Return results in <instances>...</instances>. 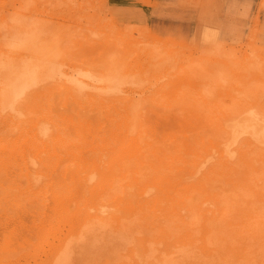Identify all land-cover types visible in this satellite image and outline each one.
Here are the masks:
<instances>
[{
	"label": "rangeland",
	"instance_id": "374dc122",
	"mask_svg": "<svg viewBox=\"0 0 264 264\" xmlns=\"http://www.w3.org/2000/svg\"><path fill=\"white\" fill-rule=\"evenodd\" d=\"M16 22L46 27L48 41L55 42L56 59H63L61 68L69 74L91 71L105 78L108 67L118 66L121 70L110 92L66 96L62 88L53 90L47 85L44 89L49 93L47 97L38 94L43 98L37 101V107L26 103L31 109L30 123H11L7 127L0 120V264H49L50 251L70 231L78 236L69 237L67 259L63 261L65 254L59 264H132L137 259L135 251L142 245L146 255L138 264H264V247L263 252L257 250L258 254H252L254 257L248 261L237 260L234 252L237 247H241L239 255L257 248L253 239L248 241L251 231H246L252 225L259 226L254 219L239 228L229 226L234 231H246L248 236L241 233L246 235L244 240L218 242L214 237L222 235L221 227L209 224L199 214L201 195L182 190L201 178L199 172L187 177L186 168L215 155L213 147H223L233 140L232 128L222 118L249 107L253 99H246L244 94L252 88L261 91L264 98V0H0V46L5 43L6 28ZM195 31V37L200 33L201 37L194 38ZM15 40L8 37L6 43ZM66 115L73 118L72 122L87 124L89 150L98 146L90 140L103 141L111 123L132 117L143 131L140 163L130 162L117 169L105 152L95 151L71 161L70 154L58 152V147L50 143L55 155L43 160L41 176L32 185L22 184L18 170L13 173L10 168H3L9 165L13 127L29 131L31 122L36 124L38 119L52 117L53 130L60 132L62 142L66 138L77 139L79 134L75 136L67 126ZM38 147L44 149L45 144L38 143ZM254 152L263 153L264 144ZM213 160L209 158L201 169L212 166ZM94 162H98L101 171L83 186L77 185L83 167ZM16 163L20 164L19 158ZM236 163L240 164L230 159L227 165L238 168V174L250 168L246 164L238 167ZM120 171L126 173L122 176ZM163 174L168 176H164L165 184L157 181ZM253 177L255 174L250 173L249 183L253 184ZM133 178L138 182L136 197L132 188L123 187ZM220 179L216 177L208 185H216L207 187L208 194L219 192V197L225 198L221 203L226 210L224 217L239 223L241 215L230 217L240 202L236 188L230 187H239L242 182L236 179L231 185H224L222 179L218 186ZM176 181L178 185H174ZM108 182L115 183L118 189L112 195L115 198L106 196L101 188ZM170 184L173 187L159 196L158 188ZM186 194L193 200L188 201L190 211L178 208L169 217L174 199ZM247 196L243 194L244 198ZM249 197L247 200L254 199ZM195 200L198 203L194 205ZM102 204L107 207L99 217H119L116 232L112 220L89 227L92 222L85 217L92 216ZM252 204L249 209L255 210L260 222L264 219V202ZM210 206L202 203V207ZM230 207L233 212L227 213ZM238 207L248 209L244 202ZM162 232H167V237H162ZM201 239L207 240L208 248L219 249L211 256L204 255L199 249Z\"/></svg>",
	"mask_w": 264,
	"mask_h": 264
},
{
	"label": "bare ground",
	"instance_id": "6f19581e",
	"mask_svg": "<svg viewBox=\"0 0 264 264\" xmlns=\"http://www.w3.org/2000/svg\"><path fill=\"white\" fill-rule=\"evenodd\" d=\"M214 31L215 30H213V32ZM195 33L196 31L194 32V38L197 37V36L195 37L196 35ZM5 34H6L5 36L6 39L8 37L10 38L15 37L16 39L13 43L11 42L6 43V39H5L4 40L5 43H1L4 45L0 46V120L4 121L3 123H5L7 127H10L11 123L14 126L17 125V123L22 125L23 124L22 122H27V121L30 123V120L32 118L30 116L31 109L28 107L26 103L27 102L28 104L30 103L32 107L33 106L37 107L39 105L37 101H39L43 97H47L49 93L46 92V90L44 89L45 86L51 85L53 90L62 88L61 91H63V93L66 96L68 95L95 96L99 91L110 92L114 87L113 85L114 80L116 77H118L119 75L118 73L121 70V68L118 66L115 67L110 66L106 70L105 78L91 71H86L82 74H78L74 76L72 74H69L65 69L61 68V66L63 65V59H56L55 55H57L58 52L53 51L55 49V42L48 41L49 38L47 36L46 27L43 29L41 25L40 26L35 25L32 27V26H28L27 24H20L19 22H16L13 24L11 23L6 28ZM201 35L202 34L200 33V36L198 37H201ZM213 37H210V39L211 38L214 39ZM153 54L155 53L153 52ZM258 62L261 63V60ZM263 89L264 87L261 90ZM257 90H253L252 88L248 93L244 94L246 99L248 100L253 99V102H251L249 107L246 108L244 107L243 109L236 110V112H234L231 116H227V119L225 117L222 118V120L225 121V123H228L226 124V126L232 128L231 135L233 140H231L229 144H226L223 147H217V148L213 147L214 149L213 151L215 152V155L210 154L209 156V158L214 159L213 160L214 163L212 166H207L205 169H201L205 161L209 160V158H205L203 161L200 162L197 161L194 166L191 165L190 167L186 168L184 171V175H186L189 178H192L196 175V173L199 172V177L201 176V178L198 180L196 179V181H194L195 184L191 183L182 189L185 191V193H189L193 190L197 194L201 195L202 201L199 204L200 205L198 209L199 214L202 216V219L204 221H208L209 224L216 223L221 227L222 235L219 236L221 233L217 236L215 234L216 237H214L217 238L218 242H222V243L227 242V240H230V238L237 239V241L240 238L244 240L247 235L246 231H251V234L249 236L247 235L249 237V240L248 239L247 240L249 242H252L251 239H253V243L256 244L257 248L253 250H251L252 249L251 248L249 249L251 251L249 250L248 252L245 251L247 253L243 252L240 255L238 252L241 250V247H237L236 250L234 251L236 254V259L244 260V261L250 260L252 257H254L252 254H258L257 250L262 251V248L264 247V225L262 224L264 219L261 220L262 222L261 221L259 222L257 216H255L254 214L255 210L249 209V206H251V204L254 203L255 201L264 202V199L263 200L260 199V197L264 196V193L261 194V192L264 190V166L262 167V165L264 164V152L263 153L254 152V150L260 148V145L264 144V98L260 93L261 91L258 93L256 92ZM254 92L257 93V96L254 95L255 94ZM38 94L42 95L43 97ZM261 96L263 99L261 98ZM259 98L262 99L260 102H258ZM258 104H262V105H258ZM27 110L29 111L26 112ZM33 112L34 110L32 111V113ZM38 112L41 111L39 110ZM47 113H49V109H47ZM226 115L228 114L226 113ZM64 118L66 120H69L67 121V126L73 129L74 135L76 136L77 133L79 134L77 139L72 141L71 138H66L62 142V140L59 139L60 132L59 131L55 132L53 130L54 120H52V117L49 118L47 117L46 120L38 119L36 120V124L31 122V128L29 129V131H20L19 129H17V127H13L14 130H11V138H10V140H12L13 142L12 145H10V147L8 148L9 165H5L3 168H10L9 169L10 172L13 173H15V170L23 172L19 174L18 171H16V174L23 177L24 183L22 184L26 186L32 185V183L38 181L39 177L41 176L40 167L43 165V160L46 159V157L48 156L55 155L51 152L52 146L50 145V143L54 144L53 147H58L57 148L58 152L62 154H68V155L70 154L71 157L69 158V160L71 161H73L74 159H80L81 156L85 155L87 152L94 153L95 151L97 153L105 152L110 160L109 163L112 166H116L117 169L122 168L124 165H127L130 162L131 163L134 162L133 164L140 163V159L143 157V153H141L143 150V146L141 145L143 140V136H142L143 131L140 128L141 124L138 121L134 120L132 117L126 120L122 119L115 122L113 121L114 123H111V129L109 130L108 135L104 138L103 141L90 140L93 141V143L98 144V146L92 150L87 149V147L90 144L87 143L86 141V135L88 130L87 124L82 123L81 121L72 122L73 118H70L68 115H66V117ZM19 141H21V144L17 145V142ZM38 143L45 144L44 149H40L38 147ZM232 143L234 144L231 146ZM250 145L254 146L253 148H251L253 150L246 149ZM17 158H19L20 164L16 163ZM230 159H235V161H238L241 164V166L242 164L243 165L246 164L245 166H250L249 170H245V171L241 170L240 174H238L239 173L238 168L227 165ZM253 161L254 164L257 163L256 164L257 167H255V165L253 164ZM248 162H250L251 164ZM97 163L94 162L88 167H83L84 169L81 170L80 177L76 179L77 185L83 186L89 179L93 177L94 174H97L98 171H101L100 168H98L99 164ZM260 163L263 164L261 165ZM240 164L236 163L235 165L239 167ZM252 164L254 165V169L252 167L253 166ZM77 165H79V163ZM33 166H35V170L32 169ZM109 169L110 167H108L105 170L108 171ZM172 169L173 168H169L168 171H172ZM152 171L155 170L152 169ZM162 172L163 171H161V173ZM165 172L164 174L166 175L167 173ZM119 173H121V175L123 176L124 174L122 173H126V172L120 171ZM236 173L238 174L237 177H240L239 178L240 180H238L237 177L231 178V176ZM250 173H254L256 177V178L254 177L252 178L253 184L249 183L250 180L248 176ZM164 174L162 175V177H159L160 179L157 177L158 180L157 178H155L157 181L162 180L161 184L163 182L165 184L167 181L165 177L168 176H165ZM208 175H210V177H207ZM257 175L259 176L257 177ZM13 177L15 176H12V179ZM216 177L217 178L222 177L223 179V181L222 179L218 180L219 181L218 186L221 181H222L221 184L223 183L224 185H228V184L231 185L232 183H234V181H236V179L242 182V184L239 187L237 186L230 187V189L236 188L237 193H235V195L239 198L237 200L240 201L236 206H234L235 207L234 209L232 208L234 211L233 214L234 216H230V217L235 218L238 215H241L242 219L239 221V223L236 222L233 223L229 218H227L228 216L224 217L226 210L221 203L223 200H225V198L221 197L222 198L221 199L219 197L220 195L219 192L208 194L207 187H209V189L211 186L216 187L214 182L213 184H211V186H208L210 183H212V181ZM12 179H10V181ZM176 182L177 183L175 184L173 183V184L178 185L179 184L178 181ZM11 183H12L11 186L14 185L13 181ZM137 184H138L137 179L133 178L130 182H127L126 185L123 184L124 185L123 187L125 189L132 188L133 189L132 195L136 197V195H138V193L136 192ZM146 186L155 187L153 185L151 186L146 185ZM258 186H260V189L262 191L259 189ZM170 187H173L172 184H170L169 186H162L161 188H158L157 191L158 195L160 196L162 194H166L169 191ZM101 188L103 192H105L104 194L106 196L110 195V198L116 197V196H112L114 194V190L116 191L118 190L115 186V183L108 182L104 184ZM244 190L247 194L245 192L242 194L239 193V191L242 192ZM182 193L184 192L182 191ZM243 194H245L246 196L248 195L250 197L253 196L254 202L253 200H249V199L247 200L248 196L247 198H244L245 196L243 197ZM189 198H191L190 195L186 194L180 196L177 199H174L172 205L174 210L169 212L170 215L169 217L175 215L176 214L175 209L178 208H182L184 210L186 209L185 212L190 211L187 208V205L189 204L188 202ZM230 199L231 198H229V200ZM245 200H247L246 205H245ZM191 201H193L192 198ZM243 202H244V207L248 209H244V208L240 209L242 207H238L240 206V204H243ZM195 203L196 200L194 201V205ZM202 203L209 204L211 206L202 207ZM106 207L107 204H102L99 206V208L96 207L94 209L95 212H93V215L92 216L87 215L88 217L86 216L85 219H87V221L92 222L89 225V227L95 222L96 224L103 222L105 223L107 222L106 224H108V220L110 221L112 220L115 222L113 223V228H115L114 231L116 232L120 226L119 217H115V215L114 216L111 215V217H99L100 214L104 212V208ZM165 208L167 210L168 205ZM195 210L197 211V209ZM233 211L231 210L230 207L227 213ZM261 212H263V210ZM256 213L258 214V212ZM253 219L255 223L259 226L256 227L255 225H252V229L246 231L243 230L238 231L239 225L246 223L248 221L250 222ZM230 225H232V227H238V228L235 229L234 231V228L233 230L229 229ZM204 226L206 227L207 225L204 224ZM103 228H104V224H103ZM102 231L103 230H101V232ZM204 232L206 233L205 230ZM241 233H244L246 235L243 234L244 236H241ZM74 234L75 237L78 236L77 232L72 233L70 231L64 234L63 237L59 239L57 245H55L52 251H50L51 253L49 252L50 253L48 259L49 264H59L67 259L68 256L66 251L67 240L69 239V237L73 236ZM121 236L123 237L122 234ZM161 236L167 237V232H162ZM234 239L233 241H235ZM233 241L231 240V243ZM201 243L202 244L199 247V249L203 252L204 255L211 256L215 250L219 249V247L218 249L211 247L208 248L207 247L208 242L205 239H201ZM228 251L230 250L228 249ZM64 255L65 258L62 261ZM135 255L137 256V259H134L132 264H138V262L142 263L146 255L145 245H142V247H140L137 251H135ZM214 256L215 259L216 258L218 259L216 255ZM260 259L262 258L260 257ZM222 264H224V262Z\"/></svg>",
	"mask_w": 264,
	"mask_h": 264
}]
</instances>
